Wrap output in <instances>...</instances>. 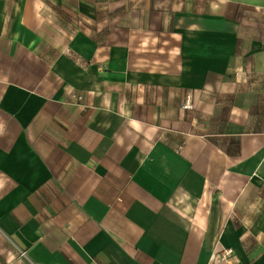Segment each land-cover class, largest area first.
<instances>
[{"label": "crops", "instance_id": "1", "mask_svg": "<svg viewBox=\"0 0 264 264\" xmlns=\"http://www.w3.org/2000/svg\"><path fill=\"white\" fill-rule=\"evenodd\" d=\"M0 264H264V0H0Z\"/></svg>", "mask_w": 264, "mask_h": 264}, {"label": "built area", "instance_id": "2", "mask_svg": "<svg viewBox=\"0 0 264 264\" xmlns=\"http://www.w3.org/2000/svg\"><path fill=\"white\" fill-rule=\"evenodd\" d=\"M181 107L184 109L192 108V99H191V95L189 93H187L184 96V99L181 102ZM231 251H232L231 247H226L221 251V254L219 255V257H221L224 260H229Z\"/></svg>", "mask_w": 264, "mask_h": 264}]
</instances>
